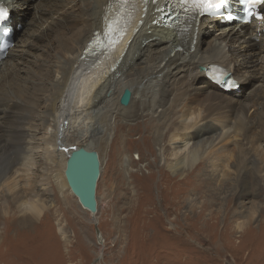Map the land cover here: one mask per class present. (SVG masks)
<instances>
[{"label": "bare ground", "instance_id": "1", "mask_svg": "<svg viewBox=\"0 0 264 264\" xmlns=\"http://www.w3.org/2000/svg\"><path fill=\"white\" fill-rule=\"evenodd\" d=\"M32 1L35 3L31 6L39 12L36 28L28 33L29 40L18 50L11 47L0 58V79L8 86L5 97H0V113L3 112L0 164L4 163L0 193L6 191L14 204L25 211L22 219L17 218L11 227L28 231L42 220L46 211H50L48 195L53 191L66 201L67 154L74 147L68 143L66 134L71 132L83 142H96L109 149L114 145L112 137H117L118 130L121 135L123 127L130 130L137 126L142 130L149 126L154 143L167 146L170 139L176 144L174 151L179 149L178 144L186 146L192 142V150L178 160L180 167H170L174 177L185 179L207 162L216 182L215 188H211L217 194L224 193L231 179L234 185L229 189L234 191L233 200L236 195L242 201L251 196L250 178L264 177L263 105H257H262L261 110L252 116L242 112L243 120H238L232 129L234 149H228L223 142L217 144L222 134L208 133L207 125L212 121L224 128L230 121L229 115L222 111L224 117H219L216 110L230 111L242 93H236V84L227 87L216 84L206 71L213 68L227 72L234 81L242 73L245 77V69L252 68L256 62L248 59L255 45H249L252 52L229 47L225 54H221L224 50L221 46L216 49L217 44L206 50L203 45L204 37L213 34L206 30L212 23L213 27L208 25L209 28H215L223 41L241 37L254 41L262 37L264 51V20L240 27L202 17L162 26L160 16L165 12L166 1L148 0L145 5L144 0H138L131 25L107 49L95 54L98 42H107L114 35V27L110 34L105 32L119 11L116 0H0V8L8 13L0 22V36H8L16 43L21 35L16 31L17 25L24 24L22 10ZM36 51L45 53V63L29 71L30 58ZM127 89L132 91V100L123 107L120 97ZM127 137L121 139L123 148ZM118 152L128 169L130 160L124 149ZM179 152L176 154L180 155ZM69 192L73 194L70 188ZM54 200L50 203L55 204L57 200ZM189 202L192 212L202 209L204 203L194 198ZM259 212L252 208L249 216L257 221L261 217ZM11 214L5 219H11ZM243 222L236 227L240 233L244 230ZM57 232L63 241H70L62 221L57 224Z\"/></svg>", "mask_w": 264, "mask_h": 264}, {"label": "rangeland", "instance_id": "2", "mask_svg": "<svg viewBox=\"0 0 264 264\" xmlns=\"http://www.w3.org/2000/svg\"><path fill=\"white\" fill-rule=\"evenodd\" d=\"M34 3L30 2L22 10L21 18L26 26L23 23L17 25L16 31L21 35L16 38L13 49L18 50L23 42L29 40L28 33L38 24L39 12L31 6ZM208 25L206 30L213 34L204 37L206 44L203 45V50L217 44V50L218 46L224 49L221 54L227 53L229 47L240 52H252L249 45H255L253 55H249L248 59L256 62L252 68L245 69L247 78L242 73L234 81L236 93H242V97L236 98L238 101L230 111L223 108L215 112L219 117H224L221 112L225 111L230 121L226 123L225 129L217 122L210 121L207 125L208 133L222 134L217 144L223 142L222 145H227L228 149H234L236 143L232 139V129L238 120H243L242 112H249L252 116L261 110L262 105L264 109L262 37L258 36L254 41L250 38L241 39L242 37L228 40L229 42L223 41L218 38L216 29L209 28ZM237 59L240 61V56ZM44 61L45 53L36 51L30 58L29 71L38 64L45 63ZM0 87V97L4 98L8 86L1 79ZM0 114L3 115V112ZM137 129V126L130 130L123 127L121 135L118 130L115 140L112 137L114 145L109 149L96 145V142H83L73 136L75 132L66 134L69 144L95 150L101 157L102 176L98 183L99 208L96 215L82 209L76 196L66 188V201L61 200L58 193L53 191V194L48 195V200H57L56 206L53 201L49 202L50 211H46L44 219L35 223L28 231L27 228L21 231L19 226L13 228L11 225L17 218L22 219L25 214L23 207L15 205L6 191L1 192L0 264H264V177L260 175L255 180L250 178L251 196L244 201L237 195L232 199L234 191L229 188L234 184L231 179L228 180L229 185L226 183L224 193L217 194L214 191L215 177H212L211 166L207 162L198 167L195 171L197 173L192 172L185 179L184 176L176 178L172 174L170 167H180L178 160L192 150V142L186 146L178 144L179 149L174 151L176 144L170 142V139L167 146L164 143H154L149 126ZM124 136L128 137L124 139L123 148L121 139ZM120 148L124 149V155L130 160L128 169L118 152ZM178 150L181 151L180 155L176 154ZM3 165L4 163L0 164V175L4 173ZM218 175L219 172L216 178ZM257 194L260 196H256ZM193 198L204 202L202 209H195L194 212L190 210L189 201ZM242 205V209L238 208ZM252 208L260 211L258 214L261 217L257 221V218L249 216ZM10 210L12 218L6 220ZM237 214L239 218L240 214L246 218L239 219ZM59 221L65 224L70 236L69 242L63 241L61 234L57 232ZM239 222L245 225L244 230H240L241 233L236 230ZM96 228L102 233L101 238Z\"/></svg>", "mask_w": 264, "mask_h": 264}, {"label": "water", "instance_id": "3", "mask_svg": "<svg viewBox=\"0 0 264 264\" xmlns=\"http://www.w3.org/2000/svg\"><path fill=\"white\" fill-rule=\"evenodd\" d=\"M205 68L202 69L204 71ZM132 91L127 89L121 95V105L127 107L132 100ZM65 169L68 186L76 196L82 209L90 214L98 211V183L101 178L102 162L98 152L84 146L73 147L67 154ZM99 238L101 233L96 228Z\"/></svg>", "mask_w": 264, "mask_h": 264}, {"label": "snow or ice", "instance_id": "4", "mask_svg": "<svg viewBox=\"0 0 264 264\" xmlns=\"http://www.w3.org/2000/svg\"><path fill=\"white\" fill-rule=\"evenodd\" d=\"M155 2V0H153ZM145 5H147L148 0H144ZM225 0H177V7L180 11L184 13L193 14L192 18L195 16H204L215 15L216 10L221 9L224 5ZM239 5L242 8V11L245 13L246 17L255 16L256 19L264 20V14H258L257 9L261 6H264V0H238ZM117 5L119 11L116 13V17L112 20L107 27L105 35L110 34L113 31V25H118L121 22V19L125 16V10L128 8H135L134 0H117ZM159 11H163L162 9H158ZM8 16V13L0 8V22L5 20ZM130 18V14H129ZM227 20H233L235 17L231 15H227L225 17ZM123 29H121V34ZM100 34H97V40H99ZM67 151V149H65Z\"/></svg>", "mask_w": 264, "mask_h": 264}, {"label": "clouds", "instance_id": "5", "mask_svg": "<svg viewBox=\"0 0 264 264\" xmlns=\"http://www.w3.org/2000/svg\"><path fill=\"white\" fill-rule=\"evenodd\" d=\"M4 37H5V36H4ZM2 38H3V35L0 36V42H1ZM215 71H217V70H215ZM217 72H221V71H217ZM232 85H233V84H232ZM222 87H223V86H222ZM225 87H227V86H225Z\"/></svg>", "mask_w": 264, "mask_h": 264}]
</instances>
